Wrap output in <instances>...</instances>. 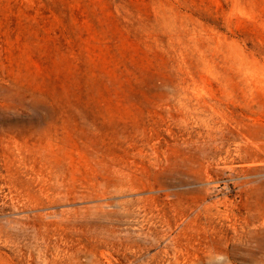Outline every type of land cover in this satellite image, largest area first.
<instances>
[{
  "label": "rangeland",
  "instance_id": "rangeland-1",
  "mask_svg": "<svg viewBox=\"0 0 264 264\" xmlns=\"http://www.w3.org/2000/svg\"><path fill=\"white\" fill-rule=\"evenodd\" d=\"M0 264H264V0H0Z\"/></svg>",
  "mask_w": 264,
  "mask_h": 264
}]
</instances>
